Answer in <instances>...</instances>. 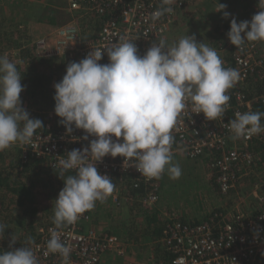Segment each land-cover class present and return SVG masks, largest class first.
Returning a JSON list of instances; mask_svg holds the SVG:
<instances>
[{"label": "built area", "instance_id": "obj_1", "mask_svg": "<svg viewBox=\"0 0 264 264\" xmlns=\"http://www.w3.org/2000/svg\"><path fill=\"white\" fill-rule=\"evenodd\" d=\"M196 1L174 0L170 5L173 8L171 13L153 20L151 14L165 6L162 0H67L64 8L69 16L67 21L38 40L36 52L42 58L67 66L83 59L92 49L122 42L123 38L135 42L142 56L152 43L164 40L170 46L171 41L167 38L174 34L182 16L179 14ZM225 49L232 59L224 67L238 70L240 78L227 91L231 92V99L224 116L214 121L207 120L203 113H194L189 102L172 130V153L173 158L204 159L206 154L220 156L208 163V169L211 175L217 174V185L221 193L228 196L239 188L241 180L246 178L249 181L251 174L258 173V168L264 172V156L249 149L258 141L264 142V132L249 139H233L228 127L236 112H254L257 102L264 105V48L260 43L247 42L242 49H237L229 41ZM100 63H108L106 55ZM255 76L263 88L260 93L250 96L243 88ZM22 106L29 113L34 112L38 119L43 118L42 130L35 132L30 142L14 144L25 161L29 157L44 159L60 170L59 159L66 158L67 152L73 149L83 150L94 138L83 139L86 134L74 127L69 134L59 123L61 118L51 105L32 104L23 98ZM261 124L264 121L261 120ZM96 167L100 174L113 180V193L104 202L97 201L94 209L83 213L72 225L60 229L55 225L41 228L38 241L30 246L40 264H64L59 253L44 254L53 229L58 231L62 242L70 246L68 264H106L108 256L113 264L117 259L120 264H162L154 258L136 259L130 252L132 242L112 231L109 217L102 219L101 209L121 213L124 203L128 202H136L146 211H159L166 218V231L161 243L162 248L173 256L172 264H264V174L253 185L252 192L260 206L252 216L243 211L236 214L218 212L201 224L189 226L171 217L160 204L166 170L159 179L149 178L130 163L124 164L123 157L110 155ZM70 172L75 174L74 170ZM140 189L145 194H137Z\"/></svg>", "mask_w": 264, "mask_h": 264}, {"label": "clouds", "instance_id": "obj_2", "mask_svg": "<svg viewBox=\"0 0 264 264\" xmlns=\"http://www.w3.org/2000/svg\"><path fill=\"white\" fill-rule=\"evenodd\" d=\"M174 0L151 14L158 20L171 13ZM260 11L251 20L230 21L228 39L237 49L247 42H264V0H258ZM219 3L216 11L227 19L231 14ZM243 34V35H242ZM107 56L108 63L100 61ZM234 68H225L218 52L195 35L181 37L171 46L164 40L152 43L141 56L135 42H122L92 49L78 62H70L62 79L53 85L54 112L70 134L83 130L87 147L67 152L58 161L59 177L67 175L64 187L55 200L53 223L56 229L74 224L96 202H104L114 191L113 180L98 172L96 164L105 156L124 158V164L142 175L159 179L167 171L171 179H179L182 170L173 163L172 145L178 116L188 107L196 114L214 121L222 118L231 97L226 94L239 80ZM17 65L7 54L0 55V151L16 143L27 144L40 119L30 118L22 106L25 86ZM264 112H236L228 122L233 139H249L264 132ZM5 225L0 224V235ZM16 242L12 239L9 245ZM29 237L26 244H34ZM70 246L62 242L57 230H51L45 255L59 253L68 264ZM0 264H40L30 246L10 251L0 250Z\"/></svg>", "mask_w": 264, "mask_h": 264}, {"label": "trees", "instance_id": "obj_3", "mask_svg": "<svg viewBox=\"0 0 264 264\" xmlns=\"http://www.w3.org/2000/svg\"><path fill=\"white\" fill-rule=\"evenodd\" d=\"M60 23V22H59ZM25 42H20L19 40L15 41L13 45L7 48V46H3L5 50H12L14 48L19 49L20 61L14 62L17 65L18 71L22 77V85L25 86V90L21 93V97L27 99L30 103L35 104L36 101H42L47 106L54 107V99L51 103L48 102L50 98V93L55 94V90L51 89L52 77L56 72L57 63L52 59H46L38 56L33 49L34 42L29 35L24 39ZM21 47H24L22 50ZM229 56L223 59H227ZM228 60V59H227ZM229 61V60H228ZM13 62V61H12ZM58 68H60L58 66ZM52 74V75H51ZM263 84L259 81L256 76L252 77L247 85L245 91L248 95L253 96L262 91ZM231 97V92H227ZM264 112V105L257 102L255 103V111ZM33 118V117H32ZM35 118V117H34ZM264 121V117L261 119ZM42 130V128L37 129V131ZM255 146L250 147L249 149L253 150L255 154H261L264 156V142L258 141L254 143ZM11 149L7 148L3 151H0V224L5 225V228L10 230L7 235H0L3 237L0 240L2 243H7L6 246H1L0 250L2 251H10L13 249H18L23 246H31L27 245V238L31 237L35 242L39 239V230L45 226L55 225L53 223L54 217V207L51 208L49 206L45 207L42 211L39 210L38 207L42 206V203L35 201V197L37 195L48 196L49 200L52 202V205H55V200L58 197L59 192L64 187L63 179L67 175H74L73 172H67L61 178L58 176L60 170L52 167L48 161L44 159H37L35 157H29L27 161L23 160L22 155L18 147L12 145ZM217 155L206 154L204 159L201 157L186 158L190 161H200L204 168L208 169V163L213 161ZM182 158V156H180ZM217 156L216 158H219ZM210 172V170L208 169ZM167 174V170H166ZM44 177L48 179L47 184V193L45 192L44 185L40 182L39 184L34 183V180ZM211 183H214L215 190L221 193L219 185H217L216 177L217 174L214 172L213 175H208ZM241 180V183L245 180ZM247 179L245 180V182ZM163 183V182H162ZM143 189L137 191V194H145L141 193ZM47 193L45 195H42ZM222 194V193H221ZM232 194V193H230ZM229 194V195H230ZM134 195V193H133ZM222 196H226L222 194ZM215 209V208H214ZM43 211L48 213L47 215H43ZM214 211V210H213ZM168 214L179 220L184 225H198L203 223L204 221L197 219L191 220L185 218V215L180 216L175 215L167 211ZM221 211H214V213H218ZM144 213L145 219L143 220L144 228L143 230L137 231H129V229H121L119 230L121 236L128 238L131 237L133 241L138 243L139 249H136L138 252H142L146 254V246H150L151 249L156 250V256L159 259V262L162 264H172L173 256L166 250L162 248L161 240L164 238V232L166 231L167 222L165 217L159 211H146L142 208V206L136 202L133 204L124 203L123 207V215L127 214L130 216V219L124 217V219H128L130 222L134 219L135 221H139V217H135L134 214ZM210 214L209 217L214 214ZM40 215H43L40 217ZM207 219H210V218ZM213 217V216H212ZM20 219H24L25 226H27L25 233L23 236L20 234H11L14 231L13 227L16 226V222L20 221ZM207 219L205 221H207ZM128 235V236H126ZM17 238V242L12 244L13 248H10L9 245L12 243V239ZM131 242V240H129Z\"/></svg>", "mask_w": 264, "mask_h": 264}, {"label": "rangeland", "instance_id": "obj_4", "mask_svg": "<svg viewBox=\"0 0 264 264\" xmlns=\"http://www.w3.org/2000/svg\"><path fill=\"white\" fill-rule=\"evenodd\" d=\"M255 2H256L255 0H219V3L225 4L227 6L225 10L229 12L231 15L227 19H225L223 17V13L220 12V17L218 16L217 19L222 20L225 24H229L232 17H235L237 19V22L244 21V20L250 21L252 16L260 11V9L257 6L258 3H255ZM208 10L210 9L208 8ZM206 15L210 16L211 19H213V17L215 16L213 15V13H210V14L208 13ZM13 22H14L13 19L12 20L7 19L6 21H0V55L7 54L8 58L11 61L19 62L20 61L19 60L20 56L18 55L19 47L17 48V51H16V54L18 53L17 55H13L10 53L11 50L8 51L3 48V46H7V48H9L10 46L13 45V43H15V41L19 40L20 42H22L27 37V35L24 36L25 34L24 27H22L21 29H18L16 28ZM60 23H63V22H60ZM184 27L187 28V25L185 24ZM178 30L179 28L176 30V32ZM43 37L44 36H41L38 34L37 38L34 40V46L36 45L37 41ZM174 40L175 42H177L176 39L171 40L170 46L174 43ZM257 43H260L262 47L264 48V42H257ZM12 50L14 52L16 49H12ZM34 51L37 54L36 48L33 49V52ZM56 63L58 65L56 68V72L52 77V82L55 80L60 81L66 73V66L58 62ZM19 64H21V62H19ZM58 66L60 68H58ZM52 82H51V89H54ZM53 97H54V93H50V98L48 99L49 103L52 102ZM21 100H23V97H21ZM40 102L44 104V102L42 101H38V100L36 101V103L38 104H41ZM33 113L34 112L29 113L30 118L35 117V119H38L37 116L33 115ZM39 119L43 120V118L41 117ZM9 149L11 148L9 147ZM173 163L179 164L182 170V175L180 176L179 179H171L170 174L167 171V174L162 180L163 183H162V187L160 190V204L166 211L174 213L177 216H180V214L182 216L185 215V218L187 219L193 220L194 218V219H197L198 221L200 220L203 221L204 218L206 220L209 217L207 214L210 215L214 213L213 210L218 211V209L220 208H226L227 207L226 203L228 200L229 202H232L231 205H233L234 208L239 206L236 209H232L230 211L231 214H236V212L238 211H244L243 210L244 204L245 203L248 204L246 202L247 199L252 200L249 202L253 204L250 210L252 211L257 207L254 210V213L258 211L260 204L257 201V198L256 199L254 198L255 199L254 200L253 197H250L253 195L252 191L250 194H241L240 192L241 190L237 189L236 191L232 192V194L226 197H223L221 193L216 191L214 183H211L210 178L208 177V175L210 176V172L208 171L207 168H204V166L202 165V163H200V161L193 162L186 158L179 157V158H173ZM254 181L257 182L258 178ZM40 182L44 185L43 189L45 190V192L48 193L50 191V189L48 191L46 190L48 179L40 176L38 181L37 179L34 180V183L36 184H39ZM47 193H44L42 195H45ZM242 196L247 197V198H243ZM35 201L42 203V206L38 207L39 210L41 211L43 208L45 209V207L47 206H49L50 208L52 206L55 207V205H52V202L49 200L48 196L37 195L35 197ZM219 201H220V205H218ZM101 211L102 212H100V215L102 219L109 217L110 228H112V231L119 236H121V233L119 231L121 229L127 228L131 232L133 231L139 232L141 231V229L143 230L144 228L143 220L145 219V216H146L144 213H141V214L135 213L134 216L139 217L140 220L135 221L133 219L132 222H130L128 220L130 219V216H128L127 214L123 215V211H121V213H119L120 211H118L116 212V214L113 213L112 209H101ZM224 213H227V212H224ZM47 214L48 213H46V211H43L44 216ZM43 215H40V217ZM124 217L128 219H124ZM26 228L27 226H25L24 219H20V221L16 222V226L13 227L15 232L11 234L18 233L20 234V236H23ZM9 232L10 230L8 228H5L4 235L9 234ZM2 238L3 237L0 236V240H3ZM17 238L18 237H15L14 239L17 240ZM128 238L132 240L131 237L128 236ZM6 245L7 243H2V241H0V248L1 246L4 247ZM138 245L139 244L134 241L133 250H134L135 255H138V256L147 255L149 251L152 250L150 246H146L147 247L145 251L146 254H143L142 252H138L136 250L138 249L140 251ZM131 247H132V244H131ZM149 256H147V258ZM138 258L142 259L146 257H138Z\"/></svg>", "mask_w": 264, "mask_h": 264}, {"label": "crops", "instance_id": "obj_5", "mask_svg": "<svg viewBox=\"0 0 264 264\" xmlns=\"http://www.w3.org/2000/svg\"><path fill=\"white\" fill-rule=\"evenodd\" d=\"M66 5L67 0H0V21L13 19V23L15 24L16 28L21 29L22 27H24L25 34H22H24V36L29 35L34 42L38 34L41 36H46L47 34L51 33L53 28L59 26V22L67 21L69 16L64 10ZM217 7L218 0H197L194 4L191 5L190 8L179 14L182 15L179 18L180 20L178 24L176 25V30L178 28L179 30L177 32L175 30L176 34L175 32H173V35L168 36V41H171L173 39H176V41H178L181 37H184L186 35H195L198 42H204L209 47L214 48L223 60V63L228 64V60L232 59L231 56L227 58L228 60L223 58L231 55L229 51L225 49L227 43L229 42L227 33L230 30V23L225 24L222 20L217 19L218 16L220 17V12L216 11ZM208 8L210 10H208ZM208 13H213V15H215L216 17L214 16L213 19H211L210 16L206 15ZM185 24L187 25V28L184 27ZM222 34L224 37L222 36ZM21 48L22 50L24 49V47ZM16 51L17 49L14 52L13 50H11L10 53L13 55H17L19 52L16 54ZM261 174H264V172L260 168H258V173L254 172L253 174H251V179L249 181L247 180L245 182V179L238 188L239 190H241V194H250L254 189L253 185L256 183L254 180H256ZM242 197L247 198L244 196ZM250 197H253L254 199V195ZM250 201L252 200L247 199L246 202L248 204L245 203L243 207V212L247 216H252L254 214V210L257 208L256 207L251 211L250 209L253 204L249 203ZM231 203L232 202H229L228 200L226 203L227 207L220 208L218 209V211L231 214L230 211L232 209H236L239 207L237 206L234 208ZM218 205H220V201ZM207 215L209 216V214ZM204 220L205 218L203 219V221ZM131 242L132 247L130 249V252L133 253V256L136 258V256L138 255L134 254V241L131 240ZM147 256H149L148 258H154L155 260L159 261L158 257L156 256V250L153 248L147 255H139L138 257ZM106 258H108L106 259V264H113L109 256ZM115 263L120 264V260L117 259Z\"/></svg>", "mask_w": 264, "mask_h": 264}]
</instances>
